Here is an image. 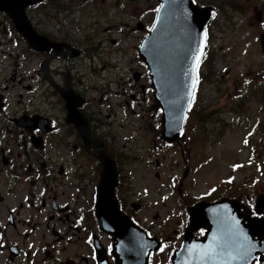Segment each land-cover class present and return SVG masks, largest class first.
I'll return each mask as SVG.
<instances>
[{"label": "rangeland", "instance_id": "rangeland-1", "mask_svg": "<svg viewBox=\"0 0 264 264\" xmlns=\"http://www.w3.org/2000/svg\"><path fill=\"white\" fill-rule=\"evenodd\" d=\"M155 1L59 0L56 6H66L79 13L59 38H71L75 46L84 51L83 57L74 61L79 71L76 80L84 81L91 116L102 110L106 146L117 160V168L121 169L119 181L122 182L117 196L122 210L134 216L137 224L148 229L155 238L168 243L163 253L154 259V264H170L171 252L180 248L189 225L190 207L201 201L230 197L241 199V205L247 208L246 204L254 206L256 200L264 199V53L259 42L248 34L247 16L257 0H207L205 7H211L208 4L215 7L216 20L210 27L203 66L198 69L200 85H197L182 137L174 144H167L162 138V112H155L153 105L158 103L152 90L139 94L134 118L127 104L131 100L119 87L139 72H144L149 82V71L139 50L151 34L153 24L140 30L138 21L145 22L140 15L158 4L159 0ZM149 14L145 16L148 24L151 22ZM149 87L152 84L149 83ZM41 92L50 97L51 113L61 117L60 102L55 94L49 89ZM102 95L105 100L101 103ZM41 101V95L37 94L33 101L27 98L24 102L29 108L37 109ZM110 106L117 114L116 119L108 118ZM97 137L100 138V134ZM74 142L71 139L69 146L59 150L68 155V163L72 162L69 160L72 150L81 154L75 161L82 165L79 167L82 177L63 179L57 174L52 186L57 190L59 203H69L77 212L85 205L86 236L92 229L99 237L94 219V192L100 183L101 169L91 162L90 155H82L78 145L73 147ZM54 162L56 171H61L63 160ZM0 185H3L2 179ZM74 194L79 196L76 204ZM0 197H5L3 188H0ZM68 210H62L64 219ZM29 212L37 214L32 209ZM72 221L73 218L70 225ZM75 232L79 233L77 239L65 241L71 249H63V253L73 254L78 248L89 257L84 232L78 229ZM42 239L39 233L33 240L40 245ZM106 239L110 238L106 236Z\"/></svg>", "mask_w": 264, "mask_h": 264}, {"label": "flooded vegetation", "instance_id": "flooded-vegetation-1", "mask_svg": "<svg viewBox=\"0 0 264 264\" xmlns=\"http://www.w3.org/2000/svg\"><path fill=\"white\" fill-rule=\"evenodd\" d=\"M206 1L192 0L200 7H205ZM57 2L59 0H30L24 11L32 29L45 38L47 45H43L44 50L30 46L17 31L13 18L0 11V179L3 183L0 188L5 189V197H0V264H99L96 246L91 241L93 230L90 229L86 236L83 226L85 205L80 206L77 212L69 203H59L55 192L57 190L52 185L57 174H61L63 179L82 177L79 170L82 165L75 161L81 154L72 150L73 155L69 156L72 162L68 163V155L59 150L62 146H69L71 139L75 141L73 147L78 145L82 155H90L91 162L96 163L99 168L101 164L98 156L101 151L91 142L94 139L101 142L115 162L117 160L109 154L106 146V126L101 123L102 110L95 111V116H91L88 108L90 98L84 81L81 78L76 80L79 71L74 61L82 58L84 51L75 46L76 43L71 38H59L72 26L79 13L66 6L58 8ZM157 2L158 0L154 3ZM208 6L213 9L212 18L207 25L209 40L210 27L216 17L215 7L212 4ZM159 8L160 1L140 15L145 21H138L140 30L154 25ZM149 12L151 22L148 24L145 16ZM247 24L248 34L259 42L264 53V0L256 1L251 14L247 16ZM40 28L46 31L43 32ZM137 74L138 80L135 81L134 76L119 84L121 93L131 100L127 104L130 106L131 117L134 118L139 94L152 90L149 87L151 79L148 82L144 72ZM108 83L112 85V81ZM42 89H49L55 94L60 102L58 106L61 117L51 113L50 97L43 96ZM37 94L42 97L40 108H29L25 99L31 98L33 101ZM100 100L102 103L105 97L102 95ZM153 107L159 113L160 110H156L155 105ZM108 109V118L116 119L117 114L111 106ZM70 111L74 112V118L78 120V128L69 119ZM99 134L100 138L97 137ZM55 159L58 162L63 160L61 171H56ZM117 171L119 178L121 169L117 168ZM20 187L23 189L19 191ZM78 198V194H74L75 204ZM21 209L25 212L22 213ZM29 209L37 214H30ZM67 209L69 210L64 219L62 210ZM76 229L85 234L84 240L90 250V258L78 248L73 254L63 253V249H71L65 241L77 239L79 233L75 232ZM39 233H42L43 239L37 245L33 239ZM103 236L101 243L106 252L107 239L106 235ZM106 255L110 262H115L113 250L106 252Z\"/></svg>", "mask_w": 264, "mask_h": 264}, {"label": "water", "instance_id": "water-1", "mask_svg": "<svg viewBox=\"0 0 264 264\" xmlns=\"http://www.w3.org/2000/svg\"><path fill=\"white\" fill-rule=\"evenodd\" d=\"M162 2L157 23L141 47L140 57L150 71L156 101L164 112L163 138L174 142L182 131L196 86V68L206 47L205 33L203 40L198 42L185 36L187 32L204 30L210 10L203 14L190 0ZM29 4L30 0H0V10L13 18L17 31L30 46L44 50L45 38L32 29L25 16ZM92 141L101 151L99 159L104 167L97 188V219L101 229L116 241L113 247L115 264H147L149 247L145 234L118 216L114 194L117 185L115 163L99 140ZM263 200L258 199V214H264ZM240 207L238 201L223 199L200 203L190 209V224L172 264H251L257 254L254 238L264 237V218L248 224L238 221L234 215L240 214ZM200 229H205L206 233L197 239L194 233ZM103 252L98 254L99 264H110Z\"/></svg>", "mask_w": 264, "mask_h": 264}, {"label": "snow or ice", "instance_id": "snow-or-ice-1", "mask_svg": "<svg viewBox=\"0 0 264 264\" xmlns=\"http://www.w3.org/2000/svg\"><path fill=\"white\" fill-rule=\"evenodd\" d=\"M207 34L205 33V36H206Z\"/></svg>", "mask_w": 264, "mask_h": 264}]
</instances>
